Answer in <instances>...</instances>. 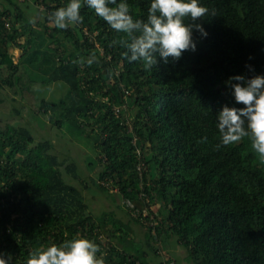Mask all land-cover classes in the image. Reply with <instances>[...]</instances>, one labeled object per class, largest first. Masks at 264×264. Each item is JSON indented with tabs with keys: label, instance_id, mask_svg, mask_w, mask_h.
I'll return each instance as SVG.
<instances>
[{
	"label": "trees",
	"instance_id": "trees-1",
	"mask_svg": "<svg viewBox=\"0 0 264 264\" xmlns=\"http://www.w3.org/2000/svg\"><path fill=\"white\" fill-rule=\"evenodd\" d=\"M29 2L44 7L42 20ZM67 2L0 0V250L26 264L37 247L86 237L105 264H153L156 243L176 236L188 263L264 264V164L247 137L219 145L216 128V111L232 104L224 81L264 74V0H201L207 38L197 34L195 52L150 71L128 61L113 44L123 34L92 9L58 29L49 17ZM128 2L133 19H146L149 0ZM10 48L22 50L18 61ZM21 100L36 123L47 115L92 142L91 181L118 189L111 196L123 197L126 217L91 212L77 162L37 140ZM155 205V225L132 216Z\"/></svg>",
	"mask_w": 264,
	"mask_h": 264
},
{
	"label": "clouds",
	"instance_id": "clouds-1",
	"mask_svg": "<svg viewBox=\"0 0 264 264\" xmlns=\"http://www.w3.org/2000/svg\"><path fill=\"white\" fill-rule=\"evenodd\" d=\"M82 8L94 10L111 29L123 34L113 44L126 49L123 55L129 62L139 61L149 71L160 64L178 63L185 52L196 51L197 34L200 39L208 36L203 23L198 22L209 12L201 0H149L146 19H133L128 0H68L49 19L58 29L79 25L84 20ZM245 67L254 73L252 65ZM224 86L232 104L225 103L216 111L219 145L247 137L253 153L264 164V74L232 75ZM98 252L100 246L95 241L74 237L37 247L26 264H105ZM12 258L13 253L0 250V264H12Z\"/></svg>",
	"mask_w": 264,
	"mask_h": 264
},
{
	"label": "rangeland",
	"instance_id": "rangeland-1",
	"mask_svg": "<svg viewBox=\"0 0 264 264\" xmlns=\"http://www.w3.org/2000/svg\"><path fill=\"white\" fill-rule=\"evenodd\" d=\"M28 7L26 8L27 13L29 16H32L33 19H43L44 16V7L41 5H37L33 2L28 3ZM10 52L13 53V56L15 57V60L18 61L20 56L22 55V50L17 48H10ZM131 100H128V103H130ZM16 106L21 108L22 117L25 120V125L29 126L31 129L37 131V140L42 139H50L54 144V152L58 154L61 159L68 161V163L71 162H77L79 166V174L82 177L83 184L79 183L78 186H80L83 189V192L86 196L87 202L90 206V210L94 215H99L104 210H116L117 213L121 217L127 216V210L124 206V199L121 195L114 196L113 193H117L118 189L113 188L112 186H109L110 188V194L102 193L100 192L92 183L91 177L94 176L95 171L92 170L90 167H88V161L86 160L89 158V160H93V157H97V154L93 151L92 142H90L87 138L77 136L74 133L68 132V130H61L58 127L55 126L54 122L49 119V117L46 115V119H42L36 123L31 116V112L29 110V106L25 100L18 101L16 103ZM24 107V108H23ZM127 111L132 110L131 106H127ZM134 113V111H132ZM133 120V119H132ZM132 120L129 121L128 126H130V131H132L134 124H132ZM40 127V132L38 125ZM67 177V181H70L69 177ZM88 186V188H84ZM158 205H155L152 207L151 212H148V210H145L140 213V211L133 212L132 216L134 217H143L142 222L145 224H148L152 226L155 225L154 221L152 220L153 215H155L158 211ZM145 220V218H147ZM153 223V224H152ZM138 238L143 239L144 237V230H142L139 225H133ZM163 247L160 245V242L158 241L156 243V246L159 248L158 256H152L153 264H192L188 263L186 260V253L183 247L179 244V241L176 236H172L169 238H163Z\"/></svg>",
	"mask_w": 264,
	"mask_h": 264
},
{
	"label": "built area",
	"instance_id": "built-area-1",
	"mask_svg": "<svg viewBox=\"0 0 264 264\" xmlns=\"http://www.w3.org/2000/svg\"><path fill=\"white\" fill-rule=\"evenodd\" d=\"M6 26H7V27H10V23L7 22V23H6ZM117 111H118V109H117ZM137 264H139V263H137Z\"/></svg>",
	"mask_w": 264,
	"mask_h": 264
}]
</instances>
